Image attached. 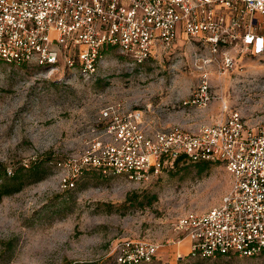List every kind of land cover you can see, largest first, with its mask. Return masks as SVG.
I'll list each match as a JSON object with an SVG mask.
<instances>
[{
    "label": "rangeland",
    "instance_id": "1",
    "mask_svg": "<svg viewBox=\"0 0 264 264\" xmlns=\"http://www.w3.org/2000/svg\"><path fill=\"white\" fill-rule=\"evenodd\" d=\"M205 55L201 46L179 43L137 65L114 49L90 78L0 61V166L8 173L36 165L44 171L41 180H25L0 200V264H118L122 242L165 243L175 237V220L221 204L231 176L218 163L201 171L178 163L146 183L75 171L93 143L106 142L98 119L109 103L141 110L152 129H195L233 111L259 115L264 53L224 75L209 66L211 102L202 109L182 106L199 83ZM189 251L186 240L165 246L152 264H264V254L186 257Z\"/></svg>",
    "mask_w": 264,
    "mask_h": 264
},
{
    "label": "built area",
    "instance_id": "2",
    "mask_svg": "<svg viewBox=\"0 0 264 264\" xmlns=\"http://www.w3.org/2000/svg\"><path fill=\"white\" fill-rule=\"evenodd\" d=\"M179 43L205 49L199 83L182 102L202 109L213 99L206 68L224 75L264 53V0H0V61L7 65L90 78L114 49L140 65ZM98 121L106 142L84 152L77 173L146 183L184 157L218 163L231 176L218 207L175 220V237L165 243L122 242L118 264L150 262L184 240L186 255L203 258L264 254V106L259 115L233 111L195 129H152L141 110L118 101L105 105Z\"/></svg>",
    "mask_w": 264,
    "mask_h": 264
},
{
    "label": "trees",
    "instance_id": "3",
    "mask_svg": "<svg viewBox=\"0 0 264 264\" xmlns=\"http://www.w3.org/2000/svg\"><path fill=\"white\" fill-rule=\"evenodd\" d=\"M182 162L197 165L200 171L203 170L208 164V162H189L184 157H179L174 162L173 166ZM84 170H82L81 173H83ZM43 174H44L43 169L41 168L39 169L38 165L30 166L28 168L21 166L18 169L13 170L11 173H8L5 169H2L0 166V200L4 196H7L12 192L19 191L24 185L25 180L31 179L33 181H39L42 179ZM188 256H192V255L190 254L186 255V257ZM155 262L156 261L154 258L150 262L141 263V264H152Z\"/></svg>",
    "mask_w": 264,
    "mask_h": 264
}]
</instances>
